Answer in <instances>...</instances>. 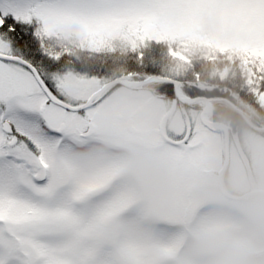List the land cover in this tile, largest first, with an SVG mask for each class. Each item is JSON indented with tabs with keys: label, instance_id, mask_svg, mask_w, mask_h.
Wrapping results in <instances>:
<instances>
[{
	"label": "snow or ice",
	"instance_id": "snow-or-ice-1",
	"mask_svg": "<svg viewBox=\"0 0 264 264\" xmlns=\"http://www.w3.org/2000/svg\"><path fill=\"white\" fill-rule=\"evenodd\" d=\"M220 99L264 114V0H0V264H205L199 234L264 264L201 191Z\"/></svg>",
	"mask_w": 264,
	"mask_h": 264
},
{
	"label": "rangeland",
	"instance_id": "rangeland-1",
	"mask_svg": "<svg viewBox=\"0 0 264 264\" xmlns=\"http://www.w3.org/2000/svg\"><path fill=\"white\" fill-rule=\"evenodd\" d=\"M241 107L250 118L256 119L258 124L252 123L251 126L238 127L232 135L230 134L229 163L222 180L225 190L238 198H230L221 191L219 186V172L226 162L225 131L220 127H218V140L223 147V156L211 173L212 182L204 185L201 191L216 202L225 200L240 202L243 205L240 211L244 220L248 225L255 226L264 223L263 194L253 193V191L264 190V160L253 155L254 146L264 144V114L257 113L246 105ZM209 117L212 120L210 114ZM152 175L159 180L157 191L162 193L164 191L162 168L154 165ZM250 192L251 194H248ZM244 195L248 196L240 198ZM193 243L205 255V264H250L251 258L237 254L234 242L229 239L199 234L194 238Z\"/></svg>",
	"mask_w": 264,
	"mask_h": 264
},
{
	"label": "trees",
	"instance_id": "trees-1",
	"mask_svg": "<svg viewBox=\"0 0 264 264\" xmlns=\"http://www.w3.org/2000/svg\"><path fill=\"white\" fill-rule=\"evenodd\" d=\"M213 108V119L228 125L231 135L238 127L251 126L252 123L258 124L256 119L250 118L244 112L240 104L230 103L227 99L217 100L214 102Z\"/></svg>",
	"mask_w": 264,
	"mask_h": 264
},
{
	"label": "water",
	"instance_id": "water-1",
	"mask_svg": "<svg viewBox=\"0 0 264 264\" xmlns=\"http://www.w3.org/2000/svg\"><path fill=\"white\" fill-rule=\"evenodd\" d=\"M211 104V103H210ZM212 112V105H211V111H210V113ZM209 113V114H210ZM210 122L214 125V126H216V127H220V128H223L224 129V131H225V141H226V162H225V164H224V166H223V168L221 169V171L219 172V186H220V189H221V191L224 193V194H226L227 196H232L233 197V195H231V194H229L226 190H225V188H224V186H223V174H224V172H225V170H226V167L228 166V163H229V147H230V130H229V128H228V125H226V124H224V123H222V122H218V121H213V120H210ZM253 193H262V194H264V190L263 191H253ZM248 194H251V192L250 193H248ZM248 195H244V196H242V197H240V198H245V197H247ZM235 198H238V197H235Z\"/></svg>",
	"mask_w": 264,
	"mask_h": 264
},
{
	"label": "flooded vegetation",
	"instance_id": "flooded-vegetation-1",
	"mask_svg": "<svg viewBox=\"0 0 264 264\" xmlns=\"http://www.w3.org/2000/svg\"><path fill=\"white\" fill-rule=\"evenodd\" d=\"M217 100H214V101H211L210 103H211V105H212V112L210 113V115H211V117H212V120L213 121H215L214 119H213V110H214V108H213V104H214V102H216ZM263 198H264V194H263V196H262ZM230 198H234V199H237V198H235L234 196L232 197V196H230ZM240 199V198H239Z\"/></svg>",
	"mask_w": 264,
	"mask_h": 264
}]
</instances>
